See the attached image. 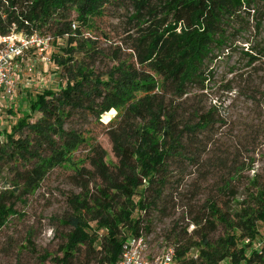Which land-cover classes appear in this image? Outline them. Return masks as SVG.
Segmentation results:
<instances>
[{
  "label": "trees",
  "instance_id": "trees-1",
  "mask_svg": "<svg viewBox=\"0 0 264 264\" xmlns=\"http://www.w3.org/2000/svg\"><path fill=\"white\" fill-rule=\"evenodd\" d=\"M108 8L126 13L121 45L130 51L131 62L120 60V50L114 52L111 58L118 64L102 77L94 74L91 61L103 51L83 31L91 30ZM262 23L264 0H0V36L12 30L47 32L65 42L51 57L64 86L37 92L15 124L0 133V160L6 157L15 169L12 197L37 190L57 167L73 168L71 181L81 192L67 198L71 214L60 223L69 232L60 247L62 258H54V264H117L129 237H147L144 217L157 209L169 161L192 157L193 135L210 125L207 114L197 116L195 124L185 119L184 99L193 89L206 90L213 78L210 66L237 51V43L247 45L239 51L246 68L264 59ZM251 30V39L242 38ZM3 102L1 115L11 120L12 110L4 112ZM122 107L108 131L117 163H107L104 150L90 144L87 161L93 170L76 166L72 151L87 138L67 128V122L82 109L99 119ZM255 183L232 215L214 203L207 206V232L195 229L198 242L176 245L177 264H261L264 185ZM15 214L0 196V228ZM215 223L223 225L224 234L211 242Z\"/></svg>",
  "mask_w": 264,
  "mask_h": 264
},
{
  "label": "rangeland",
  "instance_id": "rangeland-1",
  "mask_svg": "<svg viewBox=\"0 0 264 264\" xmlns=\"http://www.w3.org/2000/svg\"><path fill=\"white\" fill-rule=\"evenodd\" d=\"M125 16L121 10L108 8L102 18L95 20L91 30L83 31L84 36L95 40L103 51V55L91 61L96 76L104 77L118 64L111 58L118 50L120 60L131 62L130 51L121 45L125 38ZM253 33L251 30L242 38L251 39ZM37 34L44 37V53L28 55L19 63L14 95L2 103L4 112L12 110L9 114L12 119L1 115L0 133L10 123L15 124L20 117L19 110L27 108L28 100L37 92L44 88L59 90L64 86L65 79L51 60L64 48V39L55 41L47 32ZM260 38L264 39V23ZM246 46L237 43V51L225 53L221 60H216L210 66L213 78L206 82V90L193 89L184 99L185 119L195 124L197 116L207 114L210 125L193 135L195 143L189 146L192 157L169 161L164 175L166 188L157 209L144 215L143 225L150 228L147 234L150 257L174 251L178 243L198 242L193 232L195 229L207 232L205 219L210 203L232 215L241 202L248 200L253 180L255 184L264 185V59L251 69L246 68V61L239 54ZM122 110L123 107L111 109L96 119L95 114L82 109L67 122V128L87 138L86 144L72 151L76 166L93 170L87 161L90 144L104 150L107 163H117L108 131L115 127ZM21 165H17L18 170ZM72 169L70 165L57 167L47 174L37 190L29 194L17 192L12 197L14 165L6 157L0 160V196L16 211L0 228V264H54V258H62L60 247L69 228L60 221L71 214L67 198L81 192L72 184ZM87 177L99 183L96 176ZM88 188L92 191V183ZM138 215L139 212L134 213L135 218ZM195 223L199 224L197 228ZM215 226V231L209 234L211 242L224 234L223 225L215 223ZM191 254L195 256L194 250ZM82 258L81 255L78 261L83 262Z\"/></svg>",
  "mask_w": 264,
  "mask_h": 264
},
{
  "label": "built area",
  "instance_id": "built-area-1",
  "mask_svg": "<svg viewBox=\"0 0 264 264\" xmlns=\"http://www.w3.org/2000/svg\"><path fill=\"white\" fill-rule=\"evenodd\" d=\"M44 37L37 33L26 35L12 30L0 36V101L14 95L19 63L31 54L44 53ZM1 115V114H0ZM264 244L258 247L264 264ZM149 239L146 236L129 237L123 244L117 264H177L173 250L150 257Z\"/></svg>",
  "mask_w": 264,
  "mask_h": 264
}]
</instances>
